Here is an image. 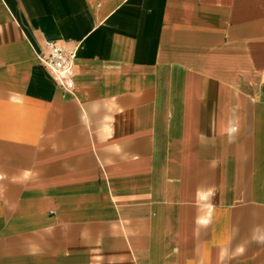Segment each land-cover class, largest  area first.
<instances>
[{"label": "crops", "instance_id": "1", "mask_svg": "<svg viewBox=\"0 0 264 264\" xmlns=\"http://www.w3.org/2000/svg\"><path fill=\"white\" fill-rule=\"evenodd\" d=\"M0 264H264V0H0Z\"/></svg>", "mask_w": 264, "mask_h": 264}, {"label": "built area", "instance_id": "2", "mask_svg": "<svg viewBox=\"0 0 264 264\" xmlns=\"http://www.w3.org/2000/svg\"><path fill=\"white\" fill-rule=\"evenodd\" d=\"M46 45L47 52L41 56L43 63L62 87L67 90L73 88L75 51L66 49L56 41H48Z\"/></svg>", "mask_w": 264, "mask_h": 264}]
</instances>
